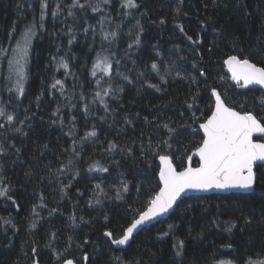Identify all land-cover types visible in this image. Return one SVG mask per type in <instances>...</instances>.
Wrapping results in <instances>:
<instances>
[{"label": "trees", "instance_id": "trees-1", "mask_svg": "<svg viewBox=\"0 0 264 264\" xmlns=\"http://www.w3.org/2000/svg\"><path fill=\"white\" fill-rule=\"evenodd\" d=\"M47 3L44 27L29 48L24 93L17 95L7 90L14 84V79H6L7 58L15 59L11 49L21 29L34 19L39 22L41 0H0V106L15 116L0 129V147L5 149L0 153V176L12 197L0 198V264H62L64 258L82 263L85 255L87 264L264 260V165L255 169L251 193L184 197L170 215L138 232L123 249L114 248L104 236L109 231L120 237L157 192L159 162L149 141L155 147L169 138L163 124L173 129L170 154L175 167H185L203 136L199 124L212 111L213 88L228 106L251 111L264 123L259 101L264 92L252 84L238 86L224 65L228 56L237 55L264 67V0H136L134 9L111 0L100 5V12L72 9L74 17L65 7L71 0ZM57 4L62 11L54 17ZM102 31L116 36L105 40ZM97 53L112 60L111 80L100 72L91 75ZM61 58L69 64L67 76L57 68ZM152 63L158 65L159 75ZM170 66L174 70L165 74ZM57 79L63 81V91L59 85L51 87ZM97 80L100 87L111 83L119 90L104 97L108 111L95 101L86 114L84 105L99 90ZM93 126L96 137L73 145ZM16 127L21 131L12 130ZM110 141L117 145L111 151ZM74 150L81 152L80 158L73 156ZM163 151V145L156 149ZM70 157L74 168L58 171ZM96 161L108 171H87ZM76 171L79 175L73 179ZM122 182L129 191L117 200ZM96 184L104 190L99 196ZM96 199L101 202L96 204Z\"/></svg>", "mask_w": 264, "mask_h": 264}, {"label": "snow or ice", "instance_id": "snow-or-ice-1", "mask_svg": "<svg viewBox=\"0 0 264 264\" xmlns=\"http://www.w3.org/2000/svg\"><path fill=\"white\" fill-rule=\"evenodd\" d=\"M110 3L111 0H95V3L90 2V0L86 3H80V0H71V4L65 5V7L68 9V16L74 17L75 13L72 9L79 8L81 10H86L91 8L93 12H100L102 11L100 7L101 4L109 5ZM48 6L47 0H41L39 22L37 23L35 19L29 21L21 29L18 36L15 37V45L11 49L15 59L7 58L10 75L6 79H14L13 86L7 89L9 92L14 91L17 95H22L24 93V81L27 79L25 69L29 48L32 44V38L36 35L37 30L44 27L45 12ZM121 6L125 9H134L138 7V4L136 3V0H121ZM61 11L62 9L60 5L57 4L51 14L55 17ZM128 14L129 13L125 12V15ZM85 31H87V29ZM181 31H183V29H181ZM102 35L105 40H108L110 37L115 38L116 32L102 31ZM9 38L13 39L12 33H9ZM189 39H191V37H189ZM69 43H71V40ZM134 43L137 45L140 43L139 34L136 35ZM131 47L132 45L129 44V48ZM0 50L3 49L0 48ZM125 55H127V52H125ZM115 63L118 65L119 61L117 60ZM224 64L228 67L232 80L236 81L238 86L246 87L251 84L264 86V67H258L255 63L250 62L249 58L230 55L224 60ZM193 67H195V65H193ZM57 68H63L66 76L70 74L68 71L69 64L65 62L63 58L58 61ZM151 69L156 71L159 75V69L156 63L151 64ZM172 70H174V66H170L166 69L165 74H168V72ZM98 72L103 73L104 76L109 77L111 80L113 74V62L107 55L97 53L92 65L91 75L95 77ZM115 75L128 80V77L119 71H116ZM141 75H143V73ZM177 75H180V73L177 72ZM200 75L203 76L205 73L201 71ZM160 79L164 82L163 75L160 76ZM240 82H242V84ZM129 83H131V81H129ZM96 84L99 90L95 92L92 101H89V103L84 105V111L86 114L89 112V104L94 103L95 101H99L104 107V110L108 111V104L104 100V97L109 96L113 91L119 90L113 89L111 83H109L108 87H100L101 80H97ZM57 85H59L60 90L63 91V81L57 79L51 87L56 88ZM148 87L157 88V90H159V87L154 84L149 83ZM211 95L215 97V106L211 111V115H208L203 122L199 124V130L202 131L203 136L194 152V155L199 157V167L193 168L189 165L182 171H177L173 166V157L170 154L173 150L172 144L170 143L173 129H171L168 124H163V128L167 129L169 132V138L157 141L155 147H153L151 141H149L150 150L153 151V154L156 155L159 160V190L148 199L145 209L139 212L138 218H134L131 223L122 230L120 238H114L113 233L109 231L104 233L105 236L111 239L113 244L124 245L132 237L134 231L145 222L167 213L168 210L173 207V204L181 193L187 189L208 190L211 188H239L246 190L253 187L255 183L253 164L258 160L264 161V143L254 142L253 135L255 133L264 134V123H262L251 111L240 112L228 106L215 88L211 90ZM36 99L38 101L40 97H37ZM80 99H84L83 94H81ZM259 101L260 104L264 106V96L260 97ZM58 110L59 109H57V111ZM56 114V111L52 113L53 116ZM0 118L4 120V123H0V129H4L6 125L12 124L15 120V116L8 112L5 106H0ZM72 120L74 121L75 117H72ZM21 123H23V121H21ZM61 123H63V120H61ZM12 130L20 132L21 128L16 127ZM73 132L74 126L69 135H72ZM96 136L97 132L95 126H93L92 130L86 131L79 141L74 140L73 145H82L83 141ZM162 145L164 148L163 153L156 152V149H159ZM116 147L117 145L115 143L111 141L109 142L110 151L114 150ZM143 150L142 146L141 151L143 152ZM4 151L5 149L0 147V153H3ZM129 154H131L130 150ZM73 156L80 158L81 152L74 150ZM191 159L192 156H188V160L191 161ZM74 166L75 162L70 157L67 163L62 165L61 169L58 171H71ZM87 171L107 172L108 168L101 166L100 163L96 161L88 166ZM78 175V171L74 172L73 179ZM4 179V177L0 176V198L12 200V197L9 195L10 188L4 183ZM64 187H68V185H65ZM94 187L100 190V192L96 194L97 196L104 191L99 184H96ZM61 190L63 191V188ZM128 191V183L122 182L121 187L117 189L116 199H122V193ZM12 202L15 203V200ZM100 202L99 199L95 200L96 204H99ZM33 211H35V207L33 208ZM5 223L10 224L11 221L6 220ZM31 227H35V225H32ZM168 227L171 230L172 225H169ZM164 235H167V233H164ZM182 244L183 242L181 241L180 245L182 246ZM65 251H67V249ZM35 252L36 249L33 248V253ZM179 254V251H177V255ZM60 255L62 256V254ZM87 259L88 257L85 256L84 260ZM63 264H78V261H76L75 258H64ZM246 264H264V260L250 261L246 262Z\"/></svg>", "mask_w": 264, "mask_h": 264}, {"label": "water", "instance_id": "water-1", "mask_svg": "<svg viewBox=\"0 0 264 264\" xmlns=\"http://www.w3.org/2000/svg\"><path fill=\"white\" fill-rule=\"evenodd\" d=\"M250 62L254 63L253 61L250 60ZM256 64V63H255ZM225 65V64H224ZM258 67H261L260 65L256 64ZM225 72L231 77V73L228 71V67L225 65ZM256 87H258L259 89H261L263 92H264V86H260V85H257V84H252ZM217 90V89H216ZM218 92V90H217ZM211 93V92H210ZM219 93V92H218ZM213 108L215 106V97H213ZM224 101V100H223ZM212 108V109H213ZM234 110H237L235 108H233ZM239 111V110H237ZM240 112H245V111H240ZM211 115V113H210ZM261 122H262V119L263 117H257ZM202 123V122H201ZM201 131V130H200ZM202 133V131H201ZM203 135V133H202ZM257 138H263V139H257ZM253 140L254 142H258V143H264V134H260V133H255L253 135ZM194 152H195V149L193 151H191V153L189 154V156H192V159L191 161L188 160L187 158V162H186V165L185 167H188L189 165L193 168H196V167H199V157L194 155ZM196 160L197 161V164L194 165L193 164V161ZM159 162V160H158ZM260 165H264V161H255L254 164H253V171L255 173V169L257 166H260ZM173 166L175 167L174 163H173ZM185 167H183L182 169H177V171H182ZM159 172V171H158ZM158 180H159V177H158ZM255 183H256V174H255ZM255 183L253 185L252 188L250 189H239V188H229V189H216V188H211V189H208V190H193V189H187L185 190L183 193H181V195L177 198L176 202L173 204V207L171 209L168 210L167 213L159 216V217H156V218H153L152 220L148 221V222H145L142 226H140L137 230L134 231L132 237L129 239V241H127L124 245H116V244H113L111 239H110V242L112 244V246L116 249H123L125 248L130 242L131 240L133 239V237L140 231L150 227L151 225H154L155 223H158L159 221H161L162 219L166 218L168 215H170L174 209L176 208V206L178 205V203L184 198V197H187V196H191V195H211V194H227V193H242V194H246V193H251L254 188H255ZM159 190V188H158ZM157 190V191H158ZM138 218V217H137ZM105 233V232H104ZM105 236V234H104ZM107 237V236H106ZM120 238V237H118ZM87 256V255H85ZM71 259V258H69ZM33 264H38L37 262L33 263ZM63 264V262H62ZM81 264H87V260H84Z\"/></svg>", "mask_w": 264, "mask_h": 264}, {"label": "flooded vegetation", "instance_id": "flooded-vegetation-1", "mask_svg": "<svg viewBox=\"0 0 264 264\" xmlns=\"http://www.w3.org/2000/svg\"><path fill=\"white\" fill-rule=\"evenodd\" d=\"M84 261V260H83ZM78 264H81V263H78Z\"/></svg>", "mask_w": 264, "mask_h": 264}]
</instances>
